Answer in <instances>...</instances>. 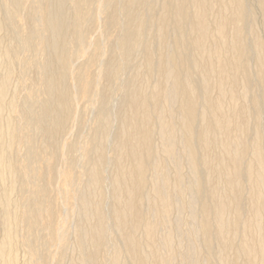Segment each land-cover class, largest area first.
Masks as SVG:
<instances>
[{
	"label": "bare ground",
	"instance_id": "obj_1",
	"mask_svg": "<svg viewBox=\"0 0 264 264\" xmlns=\"http://www.w3.org/2000/svg\"><path fill=\"white\" fill-rule=\"evenodd\" d=\"M19 254L264 264V0H0V264Z\"/></svg>",
	"mask_w": 264,
	"mask_h": 264
},
{
	"label": "rangeland",
	"instance_id": "obj_2",
	"mask_svg": "<svg viewBox=\"0 0 264 264\" xmlns=\"http://www.w3.org/2000/svg\"><path fill=\"white\" fill-rule=\"evenodd\" d=\"M90 115L92 116V114L90 113ZM90 115H88V118H90ZM73 135V134H72ZM71 221L69 222V223H72V224H70V227H73V224H74V220L73 219H70ZM67 237H69L68 239H69V241H71L72 240V236H71V234H68V236ZM71 248H68V250H67V258H68V256H69V254L71 253ZM20 253V252H19ZM21 254H23L22 252H21ZM21 254H19V256H18V264H23V260H24V257H23V255H21ZM22 257H21V256ZM20 258H21V260H20Z\"/></svg>",
	"mask_w": 264,
	"mask_h": 264
}]
</instances>
